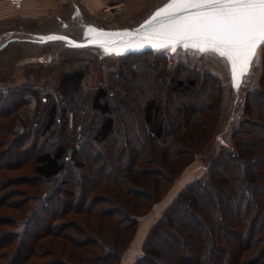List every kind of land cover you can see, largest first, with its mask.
I'll list each match as a JSON object with an SVG mask.
<instances>
[{
    "label": "trees",
    "instance_id": "1",
    "mask_svg": "<svg viewBox=\"0 0 264 264\" xmlns=\"http://www.w3.org/2000/svg\"><path fill=\"white\" fill-rule=\"evenodd\" d=\"M83 75L63 74L60 87L76 89L64 102L0 89V119L35 105L14 119L17 131L0 122V264H118L138 218L214 135L219 87L208 75L168 76L150 52L128 57L95 92ZM230 139L232 152L182 188L133 264H264V73ZM82 145L92 147L84 159ZM109 161L120 167L104 179Z\"/></svg>",
    "mask_w": 264,
    "mask_h": 264
},
{
    "label": "rangeland",
    "instance_id": "2",
    "mask_svg": "<svg viewBox=\"0 0 264 264\" xmlns=\"http://www.w3.org/2000/svg\"><path fill=\"white\" fill-rule=\"evenodd\" d=\"M67 1L68 0H45L44 5H41V0H35L37 7L41 8H38L40 9L38 15L45 13V15H41V17L34 15V11L32 10L33 7H31L32 3L27 2L25 4L26 8H23L21 11V15H24L25 19L16 18L9 22H1L0 30L3 31L8 28L11 29L12 27L24 26L29 30H46L47 28H54L55 31L75 34L74 36L81 40L85 38V35L83 30L77 25H70L67 29L53 27L55 25V18H52L51 15L59 14L60 10L61 12H70V9L65 4ZM165 1L166 0H113L102 4L98 9H88L84 10V12L88 19L87 21L96 26L104 28H115L119 26L132 27L143 19L148 12ZM119 3L123 5V10H112L111 12L103 11L105 6ZM33 17L39 20L35 21ZM152 55L156 58L165 59V67L168 76L175 70L186 69L188 72L208 75L216 80L219 87V106L217 109V127L215 131L216 134L220 136L219 139L217 138L216 140L215 138H211L210 146L207 147L205 155H196L195 160L185 168L173 186L167 191L163 199L155 204L146 215L138 218L139 222L134 238L124 251L118 264H121L122 261H127L131 264L135 260L138 253H141L137 245L138 239L147 235V231H149L148 225L154 223L161 216L164 209L188 182L196 178H204L208 175L212 166V164L208 168L206 166L209 161V156L211 157L210 160L214 163L221 156L222 147H228L227 144L231 146L229 134L243 115L242 107L243 104L246 103L248 93L259 86L264 73V49L257 50L256 57L252 62L249 72L242 78L239 88H233L228 68H226L224 63L220 60L205 57L195 53L193 50L185 49L178 50L174 55L168 54V58L159 55V53H152ZM130 56L124 58L102 57L98 48L71 49L62 43H55L48 47H41V49L34 48V46L26 43L15 45L13 49L3 52L2 54L0 53V89L4 91H13L27 88L30 89L28 95H32L33 92L31 90H38L41 96L55 94L57 101H68L72 98L76 89L65 86H63V88L60 87V80L63 74L72 70L84 71L82 85L88 87L92 92H95L99 88H106L108 76L116 72L121 67V64ZM9 97L10 98H1V100L5 101L7 98L10 99V101H17L14 96L9 95ZM34 110L35 105L32 102L31 104L26 103L21 106V109L13 112L15 115L10 114L7 119L1 118L0 122L6 125L8 124L11 128L13 126L17 131L23 123L21 120L18 123L14 121V119H23L26 116H31ZM26 133L30 134L29 132ZM33 134L35 135V132H33ZM2 137L3 136L0 135V139H2ZM23 142H25V149H31L30 145H28V141L25 140ZM15 149H17V147L13 149V153H15ZM91 151L92 147L89 148L82 145L79 157L84 159L83 155ZM212 151L214 152L213 159ZM228 151L232 152V149ZM1 161L5 160L2 159ZM109 162V166L105 169L102 168V178L104 179L109 175L111 176L113 170L120 167L116 163ZM101 163L103 164V162ZM21 172L22 171H18V173ZM72 172L68 171L66 173L73 177L74 175ZM74 189L83 191L79 184H73V191ZM70 217L65 220H58L57 223L67 222L70 220ZM134 254L136 255L135 257Z\"/></svg>",
    "mask_w": 264,
    "mask_h": 264
},
{
    "label": "snow or ice",
    "instance_id": "3",
    "mask_svg": "<svg viewBox=\"0 0 264 264\" xmlns=\"http://www.w3.org/2000/svg\"><path fill=\"white\" fill-rule=\"evenodd\" d=\"M91 45L106 54L121 55L115 37L123 40V49L138 50L150 46L155 50L177 48L220 60L229 69L233 88H239L256 57L264 49V0H167L133 33H105L88 28ZM49 36L47 40H64ZM72 44L71 41H68ZM80 47L82 45H72Z\"/></svg>",
    "mask_w": 264,
    "mask_h": 264
},
{
    "label": "water",
    "instance_id": "4",
    "mask_svg": "<svg viewBox=\"0 0 264 264\" xmlns=\"http://www.w3.org/2000/svg\"><path fill=\"white\" fill-rule=\"evenodd\" d=\"M13 1V3H19L20 0H11ZM64 3V2H62ZM167 3V0L162 3L161 5L155 7L154 9H152L150 12L147 13V15L141 19L139 22H137L135 25H133L132 27H115V28H104V27H100V26H96L90 22H88L87 18H86V14L84 12V10H87L86 8H84L83 4H82V0H68L67 2H65V4L67 5V7L70 9V12H61L59 14H53L51 15V17L55 18V25L53 27H61V29H67V27H70V25L74 26L77 25L78 27H80V29L83 30V33L85 35V38L81 39L80 38H76V36H74L72 33H67V32H63V31H55L54 28H47L46 30H29L26 29L25 26L24 27H12L11 29L8 28L6 30L1 31L0 30V53L2 54L3 52H7L10 49H13L15 47V45H22V44H28L31 46H34V48H38L41 49V47H48L50 45H53L55 43H62L65 46L70 47L71 49H89V48H98L101 52V56L102 57H126V56H130V55H138V54H143L146 52H151V53H159V55L164 56V57H169L168 54L174 55L178 50H181L183 48H177V51L175 53L171 52L170 50H155L153 48H151L150 46H145L143 48H140L138 50H133V49H123V40L127 39V37H115V44L113 45V47L116 48V50H120L122 51L121 55H115V54H111L108 55L106 54L101 48L99 47H95L91 45V40L92 37L90 35H88V38H86L87 35V29L88 28H95L98 30H102L105 33H123V32H129V33H133V42H135L136 39H138L139 37L135 35V30L139 29L140 26L142 24L145 23L146 20H148L153 14L154 12L159 8L162 7L164 4ZM62 9V8H61ZM64 9V8H63ZM21 9H16L15 13L13 12L12 14H10L9 19L10 20H14L16 18L18 19H25V16L21 15ZM39 11H35L34 15H36L37 17H41V15H45V13H42L41 15H38ZM33 20H39L37 18L33 17ZM57 25V26H56ZM50 27V26H48ZM49 36H61L64 37V40H55V41H49L47 40V37ZM68 41H71L72 44H69ZM82 45L80 47H73L72 45ZM258 50V49H257ZM168 53V54H167ZM43 59V58H42ZM50 60V59H49ZM170 61V60H168ZM229 71V69H228ZM230 74V71H229ZM231 77V75H230ZM257 88V87H256ZM244 106L245 103L243 104L242 107V112L244 110ZM243 119V115L240 117L238 123L234 126V128L232 129V131L239 125L240 121ZM230 132V136L231 133ZM220 135L216 134V131L214 132V135L212 136V139L215 138V140L218 138L219 139ZM210 146V144H209ZM228 147H222L221 150H229L231 149L230 145L227 144ZM207 151V149H206ZM205 151V153H206ZM204 153V154H205ZM214 156V152L212 151V159ZM211 157L209 156V161L207 162L206 166L207 168L211 165L212 161L210 160Z\"/></svg>",
    "mask_w": 264,
    "mask_h": 264
},
{
    "label": "crops",
    "instance_id": "5",
    "mask_svg": "<svg viewBox=\"0 0 264 264\" xmlns=\"http://www.w3.org/2000/svg\"><path fill=\"white\" fill-rule=\"evenodd\" d=\"M41 1H42L41 5H44V1L45 0H41ZM111 1H113V0H82V4H83L84 8H86L87 10L88 9L95 10V9H98L102 4L107 3V2H111ZM27 2H31L32 3L31 7H33L32 10L34 12L35 11H39L41 9L40 7H37V4L35 3V0H20L19 3H13V1H11V0H0V23L1 22H6V21L9 22L10 21V19H9L10 16L9 15L12 14L13 12L15 13V10L18 9V8L21 9V10L23 8H26L25 4ZM38 8H40V9H38ZM152 224L153 223H150L148 225L149 228L152 226ZM145 238H146V235L142 236V237H140V239H138L139 241H138L137 245L139 246L138 247L139 249H141V245H142V243H143ZM139 255H140V252L138 253L137 257ZM135 256L136 255L134 254V257ZM133 262L131 264H133ZM121 264H130V262H127V261L123 262L122 261Z\"/></svg>",
    "mask_w": 264,
    "mask_h": 264
},
{
    "label": "bare ground",
    "instance_id": "6",
    "mask_svg": "<svg viewBox=\"0 0 264 264\" xmlns=\"http://www.w3.org/2000/svg\"><path fill=\"white\" fill-rule=\"evenodd\" d=\"M119 6H116V5H107L106 8L104 9L105 12H110L112 10H115L117 9Z\"/></svg>",
    "mask_w": 264,
    "mask_h": 264
},
{
    "label": "built area",
    "instance_id": "7",
    "mask_svg": "<svg viewBox=\"0 0 264 264\" xmlns=\"http://www.w3.org/2000/svg\"><path fill=\"white\" fill-rule=\"evenodd\" d=\"M114 5H116V6H119L117 9H115L116 11L118 10H121L122 8H123V5L122 4H114ZM106 8V6L103 8V11H104V9ZM123 10V9H122ZM105 12V11H104ZM109 12V11H108ZM111 12V11H110Z\"/></svg>",
    "mask_w": 264,
    "mask_h": 264
}]
</instances>
